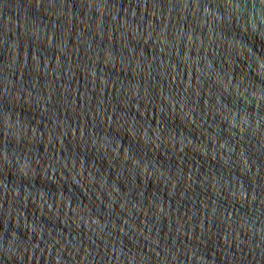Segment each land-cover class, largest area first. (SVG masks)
<instances>
[{
    "label": "water",
    "instance_id": "obj_1",
    "mask_svg": "<svg viewBox=\"0 0 264 264\" xmlns=\"http://www.w3.org/2000/svg\"><path fill=\"white\" fill-rule=\"evenodd\" d=\"M0 264H264V0H0Z\"/></svg>",
    "mask_w": 264,
    "mask_h": 264
}]
</instances>
